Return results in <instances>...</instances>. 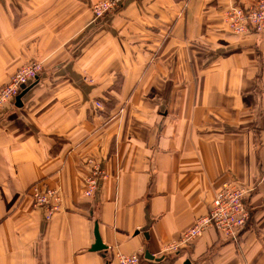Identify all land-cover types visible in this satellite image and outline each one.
Here are the masks:
<instances>
[{
  "label": "crops",
  "instance_id": "1",
  "mask_svg": "<svg viewBox=\"0 0 264 264\" xmlns=\"http://www.w3.org/2000/svg\"><path fill=\"white\" fill-rule=\"evenodd\" d=\"M100 1L0 0V88L43 65L0 111V264H264V33L224 20L258 0H129L96 21ZM90 161L107 178L86 199ZM226 181L251 190L240 243L208 229L164 254ZM36 183L61 191L51 221Z\"/></svg>",
  "mask_w": 264,
  "mask_h": 264
},
{
  "label": "built area",
  "instance_id": "2",
  "mask_svg": "<svg viewBox=\"0 0 264 264\" xmlns=\"http://www.w3.org/2000/svg\"><path fill=\"white\" fill-rule=\"evenodd\" d=\"M129 0H104L92 7L94 19L104 20L122 8ZM224 20L228 28L237 35L249 32L264 33V0L250 7L232 6L224 12ZM43 72L40 62L29 63L20 68L12 77L10 83L0 88V111L7 104L16 100L33 81ZM101 110L102 105L96 104ZM91 174L85 178L83 195L93 199L98 192L99 183L107 178L106 173L93 161ZM251 190L235 181H226L215 195L210 212L195 222L181 238L170 242L163 250L164 254H175L189 247L201 237L206 230L214 229L223 239L232 243H240L242 233L251 221V213L246 205V199ZM35 209L46 210V219L51 221L62 210L61 191L57 187H48L42 183L34 184L28 191ZM140 255H125L116 253L114 264H140Z\"/></svg>",
  "mask_w": 264,
  "mask_h": 264
},
{
  "label": "water",
  "instance_id": "3",
  "mask_svg": "<svg viewBox=\"0 0 264 264\" xmlns=\"http://www.w3.org/2000/svg\"><path fill=\"white\" fill-rule=\"evenodd\" d=\"M25 90H26V88L24 87V91ZM22 96H23V93L17 99L20 100ZM151 225H152V220L150 219L149 216H147V225L142 229V232L146 234V237H148L147 233H148ZM96 240L97 241L93 247V251L102 252V251L106 250V247L103 245L101 237H100L99 232L97 230H96ZM146 258L148 260H155V258L150 256L148 253L146 255ZM157 261H159V260H157ZM107 264H110V263H107Z\"/></svg>",
  "mask_w": 264,
  "mask_h": 264
}]
</instances>
